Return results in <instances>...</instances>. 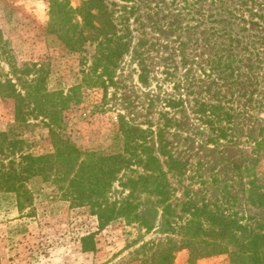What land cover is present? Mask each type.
Listing matches in <instances>:
<instances>
[{"label": "rangeland", "instance_id": "374dc122", "mask_svg": "<svg viewBox=\"0 0 264 264\" xmlns=\"http://www.w3.org/2000/svg\"><path fill=\"white\" fill-rule=\"evenodd\" d=\"M69 1L78 9L84 0ZM105 2L128 44L111 78L93 71L97 42L72 52L49 33L47 1L0 0V83L23 94L33 81L49 93H72L59 133L82 151L123 153L124 122L147 133L164 163L163 139L188 165L183 176L167 173L170 211L138 190L141 219L99 231L88 208H72L57 187L35 178L31 208L20 211L14 194H0V264H162L161 246L180 247L179 228L194 207L264 234V208L249 199L251 182L264 193V0ZM15 112V101L0 93V133L23 140L24 153H53L49 122L29 115L19 123ZM12 160L19 157L0 156V168ZM142 174L137 165L124 170L112 201L127 199L121 183ZM90 234L97 250L84 253L81 239ZM171 264L231 262L225 254L191 263L181 248Z\"/></svg>", "mask_w": 264, "mask_h": 264}, {"label": "trees", "instance_id": "16d2710c", "mask_svg": "<svg viewBox=\"0 0 264 264\" xmlns=\"http://www.w3.org/2000/svg\"><path fill=\"white\" fill-rule=\"evenodd\" d=\"M44 1L50 6L49 33L72 52L81 51L89 42H97L98 57L93 71L102 69V78H111L113 69L127 53L128 44L118 36L105 0H84L78 9H74L69 0ZM23 88L24 94L11 82L0 83L2 96L16 103V121L27 123V117L31 115L49 122L54 151L42 156L24 153L23 140L11 139L10 132L0 133V156L19 157L18 163L12 160L7 169L0 168V194H14L20 211L31 208L33 197L28 183L42 178L45 183L57 187L61 198L70 202L72 208H88L97 218L99 231L116 221L134 224L141 219L139 205L135 203L138 190L156 197L157 204L169 213L167 173L183 176L188 165L173 158L162 138L164 163L149 146L147 133L124 122L119 128L124 138L123 153L103 155L82 151L59 133L64 113L74 101V95L49 93L40 81L26 83ZM134 165L141 167L145 174L136 180L122 182V187L130 192L129 197L112 201L113 185L120 180L124 170ZM250 186L251 204L264 208V193L259 192L254 182ZM187 212L191 219L179 228L180 247L172 240L161 246L162 264H171L181 248L190 252L191 263L226 254L231 264H264V234H249L239 220L214 216L205 209L194 207ZM81 243L84 253L95 252L96 234L83 237Z\"/></svg>", "mask_w": 264, "mask_h": 264}]
</instances>
